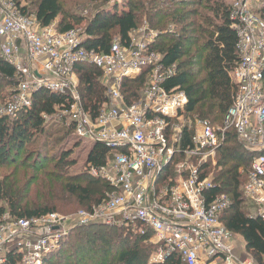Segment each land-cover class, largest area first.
I'll return each mask as SVG.
<instances>
[{
    "label": "built area",
    "instance_id": "obj_1",
    "mask_svg": "<svg viewBox=\"0 0 264 264\" xmlns=\"http://www.w3.org/2000/svg\"><path fill=\"white\" fill-rule=\"evenodd\" d=\"M230 20L237 34L239 63L231 72L235 88L222 123L197 122L190 146L181 149L180 123L187 96L163 84L176 75V65L164 67L161 55L149 52L158 32L130 33L125 46L114 41L108 53L87 49L77 28L59 32L41 27L35 17L23 16L12 0H0V57L14 67L20 82L0 115L31 108L41 91L66 97L67 105L44 112L79 142L109 149L106 164L90 167L116 190L91 211H79L77 226L102 223L146 235L151 245L150 264H162L177 254L182 264H258L246 252L239 234L220 221L231 201L226 194L208 200L216 188L217 154L234 137L253 155L247 165L242 193L252 209L250 217L264 221V0H228ZM134 34V37H133ZM90 64L102 74L108 102L96 118L84 111L78 94V64ZM150 68L140 97L126 104L122 84ZM244 171L239 169V173ZM68 218L50 213L33 219L0 220V264H10L11 252L19 264H44L68 236ZM260 264H264V256Z\"/></svg>",
    "mask_w": 264,
    "mask_h": 264
},
{
    "label": "trees",
    "instance_id": "obj_2",
    "mask_svg": "<svg viewBox=\"0 0 264 264\" xmlns=\"http://www.w3.org/2000/svg\"><path fill=\"white\" fill-rule=\"evenodd\" d=\"M13 1L23 16H34L41 27H48L58 19L56 29L61 33L84 20L64 13L60 0H26L31 9L22 6L20 0ZM98 1L90 0L91 3ZM230 10V3L217 0H124L120 5L92 13L83 29L84 46L98 53H108L114 41L127 46L130 33L147 25L148 29L158 32L149 45V52L160 54V64L164 67L176 65V75L163 86L167 90L178 88L185 92V119L221 124L235 93L230 74L240 60ZM75 72L83 109L94 119L108 102L100 81L102 74L93 65L84 63L76 65ZM149 72L150 68H145L135 79L123 81L126 104L140 97L147 86ZM19 82L14 67L1 56L0 99L5 95L12 97ZM1 86L6 90L4 94ZM34 98L31 108L11 116L0 115V168L7 170L0 177V202L5 203L0 206V218L7 213L15 220H29L62 211L70 206L66 195L77 198V206L91 211L116 194L106 181L90 174V167L106 164L109 149L94 144L83 171L76 177L70 176V170L77 165L74 150L78 143H71L69 133L42 115L44 112L55 113V107L67 105L66 97L41 91ZM192 131L183 127L181 149L190 146ZM52 139L58 145L56 151L47 150ZM49 152H52L50 157ZM252 157L234 137H228L217 154L213 180L216 188L206 191L205 196L208 200L219 194L230 198L231 205L223 212L220 221L227 230L241 236L246 252L260 264L264 256V221L250 217V204L242 193L246 168ZM240 168L244 169L242 173H239ZM73 179L76 184L71 182ZM106 229L108 231L104 232ZM83 231L86 235L80 239L79 233ZM77 233V240L82 243L73 247L68 242ZM111 233L117 236L115 247L109 236ZM149 235L102 223L78 226L63 240L60 248L45 259L44 264H71L70 260H74V264H150ZM10 257V264H19L17 252H11ZM162 264L182 262L175 254Z\"/></svg>",
    "mask_w": 264,
    "mask_h": 264
},
{
    "label": "rangeland",
    "instance_id": "obj_3",
    "mask_svg": "<svg viewBox=\"0 0 264 264\" xmlns=\"http://www.w3.org/2000/svg\"><path fill=\"white\" fill-rule=\"evenodd\" d=\"M13 1V0H12ZM124 0H107L105 3L103 2V0H99L97 3H91L90 0H60L62 7H63V11L64 13H68L69 15H77L79 17H81L82 19H84L78 26H75V28H77L78 30L81 31V33L83 32V29L85 27L86 24V20H88L90 18V16L92 15V13H94L95 10H101V9H105L107 7H112L115 6L117 4H122ZM220 2H223L225 4L229 3L227 2V0H217ZM20 4L22 6L27 5L28 9H31L30 3L27 2L26 0H20L19 1ZM14 3V1H13ZM15 4V3H14ZM30 17H34V16H30ZM60 19V18H59ZM58 25V19H56V21H54L50 27L56 29ZM134 37V34H133ZM1 89H3V87L1 86ZM5 89H3V94L5 93ZM78 94L80 95V91L78 89ZM2 96V95H1ZM0 96V97H1ZM11 97H7L6 95L4 96L3 99H0V108H3L9 101H10ZM49 119H51V117H49ZM46 119L47 121H50L52 123H54L55 125L58 126V124H56L53 120H49ZM197 122L198 120L196 118H187V120L185 119V117L183 116L180 120V123L177 122L178 127L182 128V127H189L190 129H193V133L196 131L197 129ZM220 124H216L214 125L215 127L218 126ZM60 129L61 127L58 126ZM53 132H57L55 129L53 130ZM72 138V142L71 143H78V147L75 148V152H74V158L77 160V165L72 168L69 172V175L72 177H76L78 176L79 173H81L83 171V165L86 161V158L92 148V146L94 145V142L91 141L90 143H83V142H79L77 139ZM49 146L48 149L49 151H56L58 148V145L53 143V139L49 142ZM52 152H49L48 156L50 157V154ZM7 173V170H5L4 168H0V177L4 176ZM102 179V178H99ZM103 180V179H102ZM105 181V180H104ZM71 182L73 183H77L73 180H71ZM88 182V180H87ZM94 188H97L96 186H94ZM66 200L68 201V204L70 206H68L67 208L63 209L62 211H57L56 213L60 214L63 217H67L69 224L67 225L68 227V232L72 234V230L74 228H76L74 222L71 221V218L77 214L79 211H88L86 210L85 207H81V206H77V204L79 203V200L77 198H70V196L66 195ZM5 203L4 202H0V206H4ZM250 211L252 212L251 207L249 208ZM10 217V216H9ZM2 218H0L1 220ZM10 220H12V218L10 217ZM78 227V226H77ZM108 231L107 229L104 230ZM108 233V232H106ZM86 235V232H81L79 233V238L82 239L84 236ZM109 235V234H108ZM75 238H73V240H71V242H68L70 245H72L73 247H76L77 245H79V243H82V241H78V233L74 235ZM112 239V243L114 245V247L116 246V235H109ZM66 239V237H65ZM83 243H85V241H83ZM78 247V246H77ZM69 261V260H68ZM71 264H74V260H70Z\"/></svg>",
    "mask_w": 264,
    "mask_h": 264
}]
</instances>
